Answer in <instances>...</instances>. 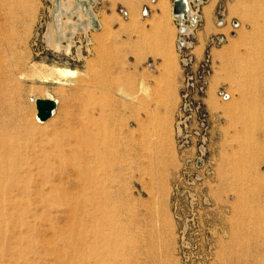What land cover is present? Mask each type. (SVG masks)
Wrapping results in <instances>:
<instances>
[{
	"label": "rangeland",
	"instance_id": "obj_1",
	"mask_svg": "<svg viewBox=\"0 0 264 264\" xmlns=\"http://www.w3.org/2000/svg\"><path fill=\"white\" fill-rule=\"evenodd\" d=\"M173 1L0 0V149L77 130L99 80L97 106L138 141L125 195H0V264H94L102 247L103 264H264V0L192 3L182 48ZM36 64L78 74L44 80ZM135 85L138 127L121 96ZM37 98L56 101L44 123Z\"/></svg>",
	"mask_w": 264,
	"mask_h": 264
},
{
	"label": "bare ground",
	"instance_id": "obj_2",
	"mask_svg": "<svg viewBox=\"0 0 264 264\" xmlns=\"http://www.w3.org/2000/svg\"><path fill=\"white\" fill-rule=\"evenodd\" d=\"M176 1L181 6L179 12H191L188 0ZM162 2L159 3V6L161 12H164ZM32 74L44 80L52 79L57 82L76 77L78 71L66 67L36 64L32 65ZM136 82L138 81L136 80ZM85 85L84 92L86 94L84 95L86 98L84 101L87 103L82 105L85 116L79 118L77 130L71 128L70 132L67 130L68 133L65 135L46 139V143L40 144L38 147L34 146L35 148L29 150H18L11 146L6 149L4 146V149H0V195L20 192L30 185L38 188V192L46 194H79L83 197L125 195L130 191L121 187V175L124 171L129 170L133 174V185L130 190L134 188V184L138 181V141L135 134L137 128L128 133V137L131 135L129 140L125 139V135L117 134V131L115 132L112 127V120L105 106L103 104L97 106L95 102L96 94L102 92L104 94L107 89L106 81L99 80L95 84ZM135 86L136 88L130 93L121 90L123 92L121 96L126 99L125 101L131 103V118L134 119L138 127V92L140 87ZM54 113L55 109L52 115ZM35 114L36 109L34 108ZM35 118L39 123L46 122L41 121L37 115ZM128 121L124 122L125 126H129ZM123 145L126 148L124 151L121 149ZM129 155H131V162H127ZM95 234L97 238L104 241L108 236L103 233L101 227ZM99 252L101 255L96 256L98 258L94 259V264H103L104 255L106 256L105 247H102Z\"/></svg>",
	"mask_w": 264,
	"mask_h": 264
},
{
	"label": "built area",
	"instance_id": "obj_3",
	"mask_svg": "<svg viewBox=\"0 0 264 264\" xmlns=\"http://www.w3.org/2000/svg\"><path fill=\"white\" fill-rule=\"evenodd\" d=\"M174 1H173V3H174ZM188 2L190 3V8H191L192 3L198 4L199 2H203V0H188ZM172 6H173V4H172ZM143 11H144V13H146V11H147L146 8ZM172 14H173V16H174V18L178 24V30H179L178 31L179 38H178V42H177L178 48L186 47L187 41L185 40L184 36L190 30L189 26H195V24L198 21V19H197L198 17H197V15L192 14V10L190 13L187 11L185 13H182V12L174 13L172 10ZM218 94L224 100L229 98V94L223 89H219Z\"/></svg>",
	"mask_w": 264,
	"mask_h": 264
},
{
	"label": "water",
	"instance_id": "obj_4",
	"mask_svg": "<svg viewBox=\"0 0 264 264\" xmlns=\"http://www.w3.org/2000/svg\"><path fill=\"white\" fill-rule=\"evenodd\" d=\"M180 9H181V6L175 0L173 3V12L179 13ZM35 106H36L37 117L41 121H46L47 119L51 117L53 110L56 108V102L50 98H46V99L37 98L35 100Z\"/></svg>",
	"mask_w": 264,
	"mask_h": 264
}]
</instances>
